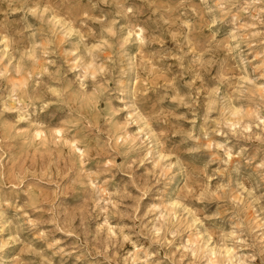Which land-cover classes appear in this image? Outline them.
<instances>
[{"label": "rangeland", "instance_id": "1", "mask_svg": "<svg viewBox=\"0 0 264 264\" xmlns=\"http://www.w3.org/2000/svg\"><path fill=\"white\" fill-rule=\"evenodd\" d=\"M0 264H264V0H0Z\"/></svg>", "mask_w": 264, "mask_h": 264}]
</instances>
